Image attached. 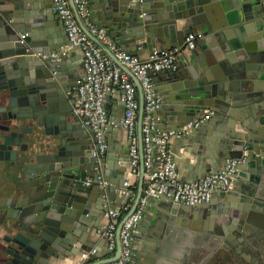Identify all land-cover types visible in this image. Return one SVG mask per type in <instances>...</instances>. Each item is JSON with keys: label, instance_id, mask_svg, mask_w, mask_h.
<instances>
[{"label": "water", "instance_id": "water-1", "mask_svg": "<svg viewBox=\"0 0 264 264\" xmlns=\"http://www.w3.org/2000/svg\"><path fill=\"white\" fill-rule=\"evenodd\" d=\"M5 1L0 0V113L6 122L0 124L1 146L15 157L13 146L27 134H37V142L24 148L18 162L22 174L20 167L13 172L24 179L16 181L10 208L0 220V232L11 234L0 264H52L91 245L89 239L99 228L101 215L116 207L106 204V195L123 187L127 165L122 164L117 180H112L107 153L94 155L96 140L87 141L89 133L73 117L79 69L68 62L69 51L61 52L64 43L53 40L43 28L37 18L41 14L24 11L28 6L38 11V0H11V14L1 7ZM104 13V22H97L99 28L108 27L115 38H129L152 53L183 46L189 33L203 36L194 57L181 58L170 81L169 99L174 117L185 116L186 123L205 110L214 111L213 123L223 131L224 161L245 158L238 167L243 172L237 185L242 203L237 204L234 220L223 223L214 238L196 243L184 263L233 260L240 264L239 258L264 262V0H146L145 5L106 0ZM42 52L60 53V59L37 56ZM144 109L142 101L140 129ZM124 160L129 162V151ZM100 172L112 188L85 184ZM143 172L134 204L117 228L118 257L121 228L143 194ZM4 208L1 203L0 209Z\"/></svg>", "mask_w": 264, "mask_h": 264}, {"label": "built area", "instance_id": "built-area-1", "mask_svg": "<svg viewBox=\"0 0 264 264\" xmlns=\"http://www.w3.org/2000/svg\"><path fill=\"white\" fill-rule=\"evenodd\" d=\"M73 1L79 17L86 19L88 14L85 2L83 0ZM132 1L141 5L145 2V0ZM52 2L55 13L64 24L70 48L80 49L83 55L85 74L78 81L73 94V112L81 117L93 131L97 143L95 156H103L108 151L109 145L106 137L111 121L105 106L107 97L115 88L122 90L125 111L119 125L128 134L129 174L138 176L142 166L144 189L138 206L121 228L122 251L120 256L102 264H135L138 252L134 245V232L140 225L152 198L164 197L188 207L208 204L212 201L216 189L233 190L238 167L245 158H229L220 170L200 180L182 181L180 179L172 140L187 136L194 128L201 127L212 118L214 112H206L179 128H164L161 125V117L158 115L164 99L157 89L154 76L163 71L176 72L179 69L180 56L195 49L199 35L189 33L184 46L161 52L154 51L147 58L142 59L136 54L120 49L105 29L89 25L90 34L114 54L115 58L135 76L141 86L145 104L141 123V152L137 131L141 103L137 86L114 59L82 29L70 0H52ZM62 53L64 54L65 50ZM37 56L60 59V53L42 52ZM95 182L102 188L111 184L102 175L96 179H87L85 184L92 185ZM119 191L126 200L131 199L132 201L135 197V187L129 178H125L123 187ZM130 208L131 203L124 202L122 206L108 209L105 212L108 222L101 225L97 233L109 241L110 248H114L118 225ZM96 252L95 248L89 252H83L76 264H84L85 260Z\"/></svg>", "mask_w": 264, "mask_h": 264}, {"label": "crops", "instance_id": "crops-1", "mask_svg": "<svg viewBox=\"0 0 264 264\" xmlns=\"http://www.w3.org/2000/svg\"><path fill=\"white\" fill-rule=\"evenodd\" d=\"M83 1L85 2L87 8L88 15L86 19L79 17L73 0H70V4L82 29L90 35L89 25L92 24L97 26V22H100L99 24L104 22V3L106 0ZM145 4L146 0L143 5ZM13 5L14 3L11 0H6L1 5V7L8 8V14H11ZM37 6L39 7L38 11L30 9L29 6L24 9V11L29 13L30 10H33V13L41 14L37 15V18L41 19L43 28L46 29L47 33L53 40L55 39L56 41L64 43V46L61 47L60 50L61 52L65 50V53L69 51L68 56L70 58L68 62L73 67L79 69L78 73L80 74L81 79L85 74L82 52L78 48H70L64 24L55 13L52 0H38ZM144 14L145 13H143V15ZM12 20L13 19H10V21ZM231 21H233L232 18ZM101 28L105 29L110 34L120 49L127 50L133 54L136 53V55L142 59L147 58L152 53L148 47L143 45L137 46L138 43L131 41L129 38H115L114 35L110 33L108 27ZM227 28L229 27H225V29ZM200 38L203 39V36L200 35L198 39ZM185 39L183 40L184 43ZM122 41H126L128 43L122 45ZM198 45L199 44L197 42L194 50L185 52L180 56L179 67L181 65V58L185 59L184 55L193 56V51H197ZM164 50L168 49L165 47ZM122 69L129 75L130 79L137 86L138 97L140 99V103H142L143 93L138 80L130 71L125 68ZM173 73L176 72L163 71L154 76L157 89L164 99V103L158 111V115L161 117V125L168 129L182 127L186 124L187 120L185 116L174 117L175 113H173L174 110L171 107L173 104H171V99H169V88L171 78L174 75ZM105 106L109 120L111 121L106 137L109 145L106 154L108 175L112 180H117V176L119 175V167H121L122 164H126L125 178H129L135 187V197L132 201H130L131 199H124L120 194V188H117L114 193L111 190L109 191V195H106L105 202L108 205L113 204L116 207L122 206L124 202H130L132 208L138 193L143 167H140L139 175L135 176L129 174V162L123 163V161H125L124 157L127 156L129 151V139L126 130H124L121 125H119V122L123 118L125 111V105L122 101V90L120 88H115L114 91L108 95ZM209 111L213 110H205L204 113ZM72 115L74 118L79 119L81 125L84 127L85 132L89 133L90 137L87 141L93 143L94 134L91 128L85 124L81 117L74 114V112H72ZM213 121L214 119L212 116L208 122L203 124L201 127L194 128L187 136L172 140V148L175 154L176 162L178 164L179 176L182 181H196L203 179L209 174L218 171L225 165L226 162L224 161V157L221 155V134L223 131L216 124H214ZM137 131L138 137L140 138L141 150V129L139 125ZM100 174L104 177L102 172H100ZM242 174L243 172L238 169L233 190L223 191L220 188L216 189L212 201L208 204L188 207L186 205L168 200L164 197L152 198L144 212L140 225L134 232V245L138 252V256L135 258L134 263L154 264L156 261V264H185V258L191 251H193L194 245L196 243L202 239L214 238L215 233L221 229L223 223H230L234 220L238 210L237 204L240 205L242 203L239 196L242 193V190L237 188V185H239L238 178L241 177ZM18 179H24V175L17 177L15 180L17 181ZM15 180L10 181L11 188L14 187ZM25 182H27V180ZM22 185L23 183L19 184L20 187ZM113 186L114 185L110 184L103 189H109ZM229 192L233 193V196L229 195ZM10 196H12V192L8 194V202L5 204V208L1 209L2 214H7L10 208V206L8 207L10 204ZM230 198H233L236 201L231 202L228 200ZM11 206L14 207L15 204ZM127 213H125V215ZM99 220L101 222L100 226L108 222V218L105 216V214L101 215ZM230 234L233 235L232 232ZM89 240L91 245L83 246L82 248H79L77 254H70L65 259L56 260L52 264H76L83 252H89L94 248L97 250L96 254H93V256L90 255L85 260L84 264H102L118 257L117 235L115 237L114 248H110L109 241L105 237L98 235L97 230L94 231L93 237H91ZM237 262H240V264H257V262H249L247 260L243 261L240 258L237 259ZM224 264L235 263H233V260H224Z\"/></svg>", "mask_w": 264, "mask_h": 264}, {"label": "flooded vegetation", "instance_id": "flooded-vegetation-1", "mask_svg": "<svg viewBox=\"0 0 264 264\" xmlns=\"http://www.w3.org/2000/svg\"><path fill=\"white\" fill-rule=\"evenodd\" d=\"M3 114L0 113V124L6 123L3 119ZM0 131V204L4 203L6 204L8 202V194L12 192L11 188V182L15 180L18 175H14V171L20 167L21 165L18 164V162L21 161L22 156L25 154L24 148L26 147V140L21 139V142H18L15 146H13V150L17 152V155L13 157L9 153V151L5 150L4 146H1L2 142V135ZM33 138V144H35L37 141V134L32 135ZM17 142V141H16ZM35 142V143H34ZM30 144V143H29ZM15 159V160H14ZM22 169L20 170V174H22ZM16 183V180H15ZM6 214L1 213L0 209V220L3 216ZM1 229V225H0ZM10 240H11V234L9 231L1 230L0 232V261L5 260L4 258V252L9 249L10 246ZM255 262V261H254ZM257 262V261H256ZM260 264H264V262L260 261Z\"/></svg>", "mask_w": 264, "mask_h": 264}, {"label": "rangeland", "instance_id": "rangeland-1", "mask_svg": "<svg viewBox=\"0 0 264 264\" xmlns=\"http://www.w3.org/2000/svg\"><path fill=\"white\" fill-rule=\"evenodd\" d=\"M25 137H26V138H25L26 143H27V144L30 143V144H29V147L32 146V143H33L32 135H31V134H27Z\"/></svg>", "mask_w": 264, "mask_h": 264}]
</instances>
